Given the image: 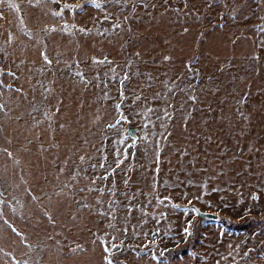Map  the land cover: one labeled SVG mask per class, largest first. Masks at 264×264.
<instances>
[{
	"label": "rangeland",
	"instance_id": "374dc122",
	"mask_svg": "<svg viewBox=\"0 0 264 264\" xmlns=\"http://www.w3.org/2000/svg\"><path fill=\"white\" fill-rule=\"evenodd\" d=\"M0 105V264H264V0H0Z\"/></svg>",
	"mask_w": 264,
	"mask_h": 264
},
{
	"label": "water",
	"instance_id": "95a60500",
	"mask_svg": "<svg viewBox=\"0 0 264 264\" xmlns=\"http://www.w3.org/2000/svg\"><path fill=\"white\" fill-rule=\"evenodd\" d=\"M199 216L202 218H207V219H216L217 218V216L215 214L207 213V212L199 213Z\"/></svg>",
	"mask_w": 264,
	"mask_h": 264
},
{
	"label": "snow or ice",
	"instance_id": "6c2138e0",
	"mask_svg": "<svg viewBox=\"0 0 264 264\" xmlns=\"http://www.w3.org/2000/svg\"><path fill=\"white\" fill-rule=\"evenodd\" d=\"M117 2H119V0H117ZM99 6H100V5H97V7H99ZM42 55H43V59H44L45 61H47V62H49V63L51 62V61L49 60V57L47 56L46 53H43ZM165 59H168V57H165ZM193 99H195V97H193ZM0 107H2V105H0ZM184 231L187 233L188 229L185 228Z\"/></svg>",
	"mask_w": 264,
	"mask_h": 264
},
{
	"label": "trees",
	"instance_id": "16d2710c",
	"mask_svg": "<svg viewBox=\"0 0 264 264\" xmlns=\"http://www.w3.org/2000/svg\"><path fill=\"white\" fill-rule=\"evenodd\" d=\"M231 226H232L234 229H237V225H234V226H233V225H231Z\"/></svg>",
	"mask_w": 264,
	"mask_h": 264
}]
</instances>
